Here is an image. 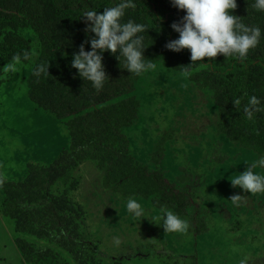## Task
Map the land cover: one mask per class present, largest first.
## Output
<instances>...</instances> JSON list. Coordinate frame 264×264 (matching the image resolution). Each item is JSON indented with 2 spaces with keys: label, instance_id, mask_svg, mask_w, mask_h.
<instances>
[{
  "label": "rangeland",
  "instance_id": "1",
  "mask_svg": "<svg viewBox=\"0 0 264 264\" xmlns=\"http://www.w3.org/2000/svg\"><path fill=\"white\" fill-rule=\"evenodd\" d=\"M6 3L16 12L3 9L10 18L0 20L4 25L0 27V42L6 43L2 48L10 55L5 62L0 59V178L22 182L29 165L48 167L60 154L72 150L68 122L76 115L58 118L29 97L27 78L39 61L43 45L30 19L31 13L38 14V3ZM7 33L20 35L15 48L24 45L25 52L35 53L33 60L24 62L18 72L8 71L15 52L10 50L13 42ZM204 70L201 67L179 72L160 60L154 70L139 76L132 93L114 100L133 96L140 99L139 118L122 131L139 163L162 172L186 192L191 202L186 215L162 206L188 221L186 233H166L162 221L154 222L162 207H156L151 198L126 196L121 183L107 187L105 169L93 160H84L75 167L76 187L59 182L48 191L49 199L67 196L75 213L82 215V237L75 239L91 242L98 250V264H238L242 253H250L254 264H264V194L253 195L230 181L264 153L246 148L222 131L213 91L203 87L207 81L201 76ZM229 118H236L246 130L264 139L257 125L236 110L229 113ZM234 195L244 197L239 205L232 204ZM130 197L151 210L149 217L139 220L130 216L125 207ZM3 199L0 187V214ZM3 223L0 264H32L25 261L22 253L18 255L17 238L34 248H51L60 255L59 261L80 264L63 248L56 231L53 238H42L16 232L14 220L9 217H3ZM40 225L47 228L50 223L42 221L35 228L40 230ZM116 235L123 240L118 249L110 246ZM46 261L56 263L51 255Z\"/></svg>",
  "mask_w": 264,
  "mask_h": 264
},
{
  "label": "trees",
  "instance_id": "2",
  "mask_svg": "<svg viewBox=\"0 0 264 264\" xmlns=\"http://www.w3.org/2000/svg\"><path fill=\"white\" fill-rule=\"evenodd\" d=\"M28 1L25 0V3ZM6 2L0 0L2 21L10 18L3 9L12 10ZM118 2L35 0L38 3V14L31 13L30 19L43 41L37 64L49 63V67L48 75L37 77L33 74L37 64L33 66L27 78L28 94L40 108L58 118L76 115L68 122L73 142L72 152H63L48 167L29 165L28 175L22 182L0 183L4 194L1 213L14 220L16 232L53 238V232L56 231L63 248L80 264H98L100 260L96 256L98 250L91 246V242L82 238L80 243L75 239L82 237V215L75 213L67 196L49 199L47 195L51 187L59 182L72 187L78 185L73 171L79 162H97L106 171L104 184L114 187L121 183L126 196L142 195L151 198L156 207L168 205L181 215H186L191 204L186 192L170 182L162 172L139 163L131 153L128 136L122 131L123 127L131 126L139 118L142 104L135 96L116 102L114 100L132 93L140 75L124 69L123 58L120 61L117 59L118 53L105 51L102 53V63L109 80L97 91L71 67L73 54L79 52L82 44L85 51H90V43L86 41L94 37L93 33L86 32L83 12L94 9L102 13L105 7L114 6ZM135 3L134 9L126 10L123 22L133 20L148 28L142 34L147 46L143 53L145 58L154 60L152 62L155 64L164 60L179 72L205 67L201 76L207 81L203 87L213 91L221 116L222 131L246 148L264 153V139L250 133L242 123H237L236 118H229V113L234 110L246 118L243 108L252 96L264 104V35L243 61L236 56L218 54L215 58L205 57L201 62L192 64L189 50L177 53L165 47L170 40L178 38L179 34L171 25L180 22L185 12L174 7L171 0H135ZM253 5L254 0H237V7L231 14L239 17L245 25L259 26L264 31V11H257ZM7 37L13 42L10 48L12 54L25 52L24 45L14 46L21 41L20 35L7 33ZM4 45L5 42H0V59L3 62L10 56L4 53ZM192 79L197 81L196 76H192ZM237 98L241 99L239 106L232 103ZM251 121L264 137V111L257 113ZM42 221H48L49 227L40 225V230H37L35 227ZM15 242L26 262L54 264L46 261L51 255L56 260L55 264H69L59 261L60 255L51 248H34L32 244L18 238Z\"/></svg>",
  "mask_w": 264,
  "mask_h": 264
},
{
  "label": "clouds",
  "instance_id": "3",
  "mask_svg": "<svg viewBox=\"0 0 264 264\" xmlns=\"http://www.w3.org/2000/svg\"><path fill=\"white\" fill-rule=\"evenodd\" d=\"M174 7L183 10L185 15L180 22H174L171 28L178 33V38L170 40L165 47L173 52L182 50L190 51V58L194 64L201 62L205 57L215 58L218 54L225 57L236 56L244 60L249 51L258 46L264 31L259 26H247L240 18L231 14L237 7V0H171ZM254 8L264 11V0H254ZM136 7L135 0H119L114 6L105 7L102 13L97 10H87L82 16L86 21V32H91L94 37L90 43L91 50L85 51L82 44L79 52L74 53L71 67L79 77L89 81L97 91L101 90L108 76L102 63V53L108 51L117 54V59L123 58L124 69L131 74L141 75L156 68V64L145 58V44L143 33L147 32L145 24L133 20L123 22L126 10ZM35 53H17L8 63V71L18 72L24 62L32 61ZM204 64V63H202ZM49 63H40L33 68L37 77L48 75ZM232 103L241 104L237 98ZM243 111L248 120H253L255 115L264 111V104L256 96L248 99ZM242 173L233 176L230 180L235 187L255 194H264V154H259ZM259 169V171H257ZM3 178H0V183ZM244 199L241 195L231 198L233 205H239ZM125 207L133 218L149 217L150 209L146 208L137 198H128ZM162 221L161 226L166 233L184 234L189 228L187 220L181 218L167 208L160 209V215L154 222ZM123 240L120 235L113 236L110 241L112 248L118 249ZM238 264H254L250 253H242Z\"/></svg>",
  "mask_w": 264,
  "mask_h": 264
},
{
  "label": "crops",
  "instance_id": "4",
  "mask_svg": "<svg viewBox=\"0 0 264 264\" xmlns=\"http://www.w3.org/2000/svg\"><path fill=\"white\" fill-rule=\"evenodd\" d=\"M3 217H5V216H3L2 214H0V230L4 233L5 231H4V227H3V225H4V223H3ZM5 243L7 244L8 243V240ZM15 244H16V242H15ZM16 245H15L16 251H17L18 255L21 256V252H20L18 246H16Z\"/></svg>",
  "mask_w": 264,
  "mask_h": 264
}]
</instances>
